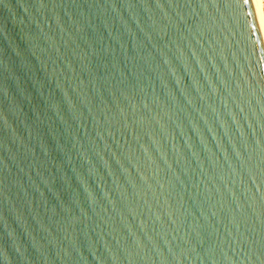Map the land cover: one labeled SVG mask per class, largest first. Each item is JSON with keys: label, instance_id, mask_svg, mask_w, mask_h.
<instances>
[{"label": "water", "instance_id": "obj_1", "mask_svg": "<svg viewBox=\"0 0 264 264\" xmlns=\"http://www.w3.org/2000/svg\"><path fill=\"white\" fill-rule=\"evenodd\" d=\"M0 264H264L254 0H0Z\"/></svg>", "mask_w": 264, "mask_h": 264}, {"label": "bare ground", "instance_id": "obj_2", "mask_svg": "<svg viewBox=\"0 0 264 264\" xmlns=\"http://www.w3.org/2000/svg\"><path fill=\"white\" fill-rule=\"evenodd\" d=\"M264 37V0H254Z\"/></svg>", "mask_w": 264, "mask_h": 264}]
</instances>
